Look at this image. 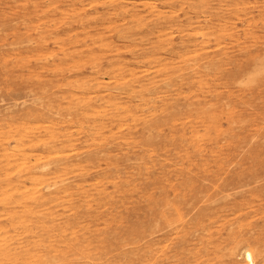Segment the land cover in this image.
Here are the masks:
<instances>
[{"label": "rangeland", "instance_id": "374dc122", "mask_svg": "<svg viewBox=\"0 0 264 264\" xmlns=\"http://www.w3.org/2000/svg\"><path fill=\"white\" fill-rule=\"evenodd\" d=\"M61 251L264 264V0H0V264Z\"/></svg>", "mask_w": 264, "mask_h": 264}, {"label": "bare ground", "instance_id": "6f19581e", "mask_svg": "<svg viewBox=\"0 0 264 264\" xmlns=\"http://www.w3.org/2000/svg\"><path fill=\"white\" fill-rule=\"evenodd\" d=\"M28 168V167H27ZM32 172V171H31ZM33 173H31V176H29L30 178H32V175ZM36 177V176H35ZM35 179H37L38 180V182H39V180L40 179H38V178H35ZM28 196L31 198V199H34V197L33 196H30L29 194H28ZM31 212H34V213H36L35 211H33V209L31 210ZM68 246V245H67ZM256 246V245H255ZM255 246H254V248H255ZM257 252V253H256ZM255 253L257 254V256H259V255H261V253H260V251H256ZM64 253H62V251H61V253L59 254V255H53V256H51L50 258H48L47 259V261H45V262H39V264H64L65 262H66V257H65V255H63ZM83 254V253H82ZM256 256V255H255ZM246 258L251 262V264H254V251H247L246 252ZM257 258V257H256ZM262 259V258H261ZM25 263H27V262H25Z\"/></svg>", "mask_w": 264, "mask_h": 264}]
</instances>
